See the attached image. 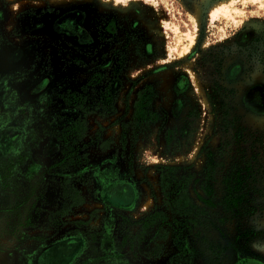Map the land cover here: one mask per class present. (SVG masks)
<instances>
[{
	"label": "rangeland",
	"instance_id": "rangeland-1",
	"mask_svg": "<svg viewBox=\"0 0 264 264\" xmlns=\"http://www.w3.org/2000/svg\"><path fill=\"white\" fill-rule=\"evenodd\" d=\"M223 1L0 0V32L35 39L47 96L67 101L34 151L46 207L34 225L18 200L17 103L0 106V264H35L74 236L107 264H264V0H234L213 19ZM73 9L93 43L53 34ZM54 167L85 198L55 227L65 179ZM117 183L133 187L131 206L103 198Z\"/></svg>",
	"mask_w": 264,
	"mask_h": 264
},
{
	"label": "flooded vegetation",
	"instance_id": "flooded-vegetation-1",
	"mask_svg": "<svg viewBox=\"0 0 264 264\" xmlns=\"http://www.w3.org/2000/svg\"><path fill=\"white\" fill-rule=\"evenodd\" d=\"M85 19L86 15L80 9L63 12L53 24V34L73 38L79 45L93 43ZM27 30L29 32L32 29L28 28ZM4 37L5 34L0 32V54L9 49V55L6 56L3 63L0 60V106L5 104L4 102L7 100L11 103H17V119L19 120L16 141L18 147L17 163L19 174L22 177L19 180L18 200L20 207L24 209H21V213L25 214L26 220H28L24 224L34 225L33 214L40 215L46 212L44 210L46 207L41 209L39 194H35L38 192L39 186L36 178L39 177L40 167L38 166L40 163H38L39 159L34 157V151L40 144L41 136L49 138L54 135L56 128L54 118L58 117L59 119L61 116H65L55 111L56 109H63L61 107L66 108L67 101L63 98L47 96L53 87V79L49 74V69L40 64L39 50L31 49L34 42L30 43L29 40L35 39H24L23 36H16V38H21L20 43L18 40L10 42L8 40L10 38ZM3 91H5V98H2ZM14 98H16L15 101H13ZM68 158L66 155L62 156V159H66V161L69 160ZM65 163L64 161L62 165ZM61 167L52 168L54 172L62 169L63 172H61L64 175L62 178L65 179L64 182H60L62 185L59 187L62 188V192L58 195L59 201L56 199L55 207L50 210V223L54 227L58 216H70L71 210L85 204L81 188L72 183V171ZM33 178L35 180H31ZM102 196L118 207H129L136 198L133 187L126 183H117L107 188ZM99 213L97 209L93 210L86 222H90L91 218H95L94 216ZM50 223L38 226L50 228L52 227ZM90 224H94V222H90ZM85 241L83 237L74 236L48 244L44 250L36 254L35 264H107L111 260V257H105L106 253L102 255L98 250L90 256L89 253L91 252L88 243ZM240 264L263 263L245 261Z\"/></svg>",
	"mask_w": 264,
	"mask_h": 264
},
{
	"label": "bare ground",
	"instance_id": "bare-ground-1",
	"mask_svg": "<svg viewBox=\"0 0 264 264\" xmlns=\"http://www.w3.org/2000/svg\"><path fill=\"white\" fill-rule=\"evenodd\" d=\"M252 2H261L263 0H248ZM234 2V0H224L223 2L219 3L216 7H214L213 12H212V18L215 19L219 15H229L230 14V6ZM235 3V2H234ZM201 15V10H198L197 16H196V21L199 24V19ZM211 18V19H212ZM194 39L192 40V42ZM188 50L184 51V54H187Z\"/></svg>",
	"mask_w": 264,
	"mask_h": 264
},
{
	"label": "trees",
	"instance_id": "trees-1",
	"mask_svg": "<svg viewBox=\"0 0 264 264\" xmlns=\"http://www.w3.org/2000/svg\"><path fill=\"white\" fill-rule=\"evenodd\" d=\"M217 96V95H216Z\"/></svg>",
	"mask_w": 264,
	"mask_h": 264
}]
</instances>
